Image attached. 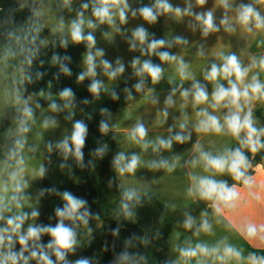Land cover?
<instances>
[{"label": "clouds", "instance_id": "obj_1", "mask_svg": "<svg viewBox=\"0 0 264 264\" xmlns=\"http://www.w3.org/2000/svg\"><path fill=\"white\" fill-rule=\"evenodd\" d=\"M208 2L15 0L14 6L5 8L0 0V79L4 84L0 104V264H100L96 256L77 253L90 247L95 231L105 227L101 212H93L86 198L67 188L52 185L30 190L34 182L49 177L53 164L76 184L81 182L76 169H96L111 149L101 139L85 158L89 136L86 119L93 116L80 105L88 106L104 94L119 101L121 92L126 106L143 97L148 108L131 123L124 138L117 136L118 122L111 109H99L100 136L111 133L118 145L127 142L134 146L130 150L136 149L120 147L110 160L114 175L107 180V188L115 189L118 200L110 213L116 226L108 228L113 240H105L102 247L103 252L112 254L108 264H264V223L247 217L233 222L225 215L235 214L250 203L264 202V181L258 182L254 174L264 167L255 162L256 155L264 152V121L255 113L258 104L264 106V54L248 52L242 57L250 40H256L258 49L264 48V0H213L212 7L206 8ZM25 10L27 15L18 21L17 15ZM161 17L183 24L193 35L199 33V40L190 41L183 34L157 37L145 24L156 25ZM135 20L142 22L129 27ZM97 32L109 45L119 36L128 52L139 55L127 63L122 56L108 59L106 49L98 46ZM211 36H216V43L210 47ZM225 37L230 43L231 38L236 39L235 50L231 44L228 52H211ZM81 44L85 51L75 82L89 81L91 100H78L68 86L55 93L52 90L53 81L73 76V58L67 50ZM189 46L197 58L207 60L199 77L191 60L181 54ZM48 49L51 56L46 61L41 57ZM45 63L56 69L52 79L46 87L29 91L47 75L40 70ZM169 68H174V75L166 74ZM121 80L125 86L118 91ZM129 81L134 83L129 86ZM162 82L169 87L161 101L162 93L155 86ZM153 110L150 122L146 117ZM78 112L86 119H77ZM61 116L71 128H64L59 138H46L61 128ZM153 122L166 134L150 138ZM201 135L227 137L236 146L218 148L209 141L206 147ZM176 145L191 146L177 152ZM41 153L42 162L31 167L30 162ZM178 169L184 170L189 181L185 199L197 207L204 202L207 207L197 212L187 203L165 201L162 216L181 211L175 220L176 231L164 241L168 252L163 260L153 255L161 250L158 242L163 240V231L156 228L131 232L117 251L122 230L128 224L140 223V210L152 202L163 175ZM141 170L152 173L151 178L138 176ZM45 197L61 202L47 224L38 222ZM217 225L259 251L246 252L243 246L232 243L229 235L215 240L201 238L216 236ZM46 236L47 242L43 239Z\"/></svg>", "mask_w": 264, "mask_h": 264}, {"label": "trees", "instance_id": "obj_2", "mask_svg": "<svg viewBox=\"0 0 264 264\" xmlns=\"http://www.w3.org/2000/svg\"><path fill=\"white\" fill-rule=\"evenodd\" d=\"M3 3L4 7L7 8L9 6H14L15 0H3ZM26 15L27 11L25 10V12L19 13L16 18L19 21L22 20ZM155 33L157 37H161L158 29H156ZM44 34H48L47 30H45ZM187 49L188 47L185 48L184 51ZM57 51H60L61 54L64 53L63 49H57ZM67 51L73 58V62L70 65L73 71V76L61 77V80L59 82L53 81L54 86L52 90L55 93L60 88L68 86L75 91L78 100H81L85 97L91 100V94L87 92V85L89 81L86 80L83 82V84L79 85L75 82L76 74L81 70L80 62L82 53L85 51L84 45H70ZM50 56L51 49H48L46 50V55H42L41 58L47 61L48 59H50ZM153 60L154 62L159 63V60L157 58L153 57ZM40 70L46 71L47 75L42 81L38 82L36 85L30 86L29 91H38L40 88L46 87L47 81L52 79V75L56 71L55 68H51L47 63H45L43 69ZM155 87L159 92L165 93L169 86L166 82H164L159 85H156ZM140 98H138V100ZM41 103L44 104L43 101H41ZM130 105L132 104H129L128 106ZM80 106L84 107L85 113H91L93 116V119L89 121L86 119V116L80 113V119L85 118L86 123H88L89 125V136L87 139V146L84 150L85 158H89L88 153L91 149L96 146V142L101 139L103 140V142L109 144L111 151L109 152V155L105 157L104 160L97 162V167L94 171H80L78 169L75 170L76 176L81 177L83 180H86L91 177V180L89 182L76 184L72 180L68 179L67 175L61 172L58 168H56L55 164H53V171L50 173L48 178L43 180V187L56 185L61 190H64L65 188L69 189L73 191L76 195L86 198L89 201L93 212H102L104 209L112 210L115 206L105 205L103 203L102 194L103 192H107L108 194H113L118 197V194H115V189L109 190L107 188V180L112 175H114L110 166L111 156L118 150L114 142H112L107 136L102 138L98 132V122L101 118L99 115V109L101 107H108L113 113H119L126 109L128 106H126L124 102L123 95H120L119 101L114 102L110 99L107 94L102 95L100 100L94 101L88 106ZM256 115L262 121H264V116L260 112H256ZM262 157H264V152L256 155L255 162L264 165V159H262ZM53 161H57V157L55 155H53ZM60 203V200L56 197H45L42 200L40 222L45 224L49 223L50 221L48 220V217L53 214L54 207L59 205ZM163 206L164 203L160 201L156 196H154L152 202L148 206H145L142 210H140V223L136 225L128 224L126 225V228L122 230L121 240L117 241V251H119L120 247L122 246V239L129 235L131 232H140L142 227H145L146 229L156 228L163 231V240L158 242V244L162 246L161 250L155 251L153 255L156 257L157 260L165 259L168 252V248L164 241H166L168 235L171 234L172 228L175 224V220L180 218V211H169L167 215L162 216L161 211L163 210ZM191 207H196L198 212L201 208L207 207V205L204 202H200L199 207H197L195 204H192ZM104 221L105 227L103 229L100 228L95 231V239L93 240L91 246L80 250V255L89 257L96 256L99 259L100 264H108L109 260L112 258L111 252H103L102 247L105 240L109 241L110 243L113 240V237L108 232V228L116 226L115 221L112 219H104ZM51 222L55 223V221ZM43 239L45 242H47L48 237L46 236Z\"/></svg>", "mask_w": 264, "mask_h": 264}, {"label": "crops", "instance_id": "obj_3", "mask_svg": "<svg viewBox=\"0 0 264 264\" xmlns=\"http://www.w3.org/2000/svg\"><path fill=\"white\" fill-rule=\"evenodd\" d=\"M148 2H149V0H144L145 4H147ZM171 2L173 4H180V3H182V0H171ZM212 3H213V0H209L208 4L206 5V8L212 7ZM219 15H220V12L218 10L217 16H219ZM141 22L142 21H139V20L131 21L128 26L134 27L136 24L141 23ZM145 27H148L149 31H151V26L145 24ZM160 27H161L162 37H164V36L170 37L171 34H183L185 36H188L190 41L199 40V33H196L195 35H193L192 33H190L189 31L186 30V28L183 24H175V23L170 22V21L166 22L163 17L160 18ZM96 35H97V39L99 41L98 46L106 49L107 58L110 60L114 61L115 57L122 56L124 58L125 62L127 63V61L130 60L132 56L139 55L138 53L128 52L127 51V45L121 40V38L119 36H117L115 38V44L109 45L108 43H106L105 41H103L100 38L99 32H97ZM215 43H216V36L209 37V39H208L209 46L211 47ZM242 43L243 42H241V44ZM231 44L233 45V49L235 50L236 39L231 38V43H230L229 38L225 37L224 42L218 41L216 46L213 49H211V52H216V51L228 52L229 50H231ZM173 51H176V50H173ZM194 51H195V49L192 48V46H189L188 49L185 51L183 50L181 54L184 55L186 59L191 60L192 70L199 77L200 71L204 66H206L207 60L197 58L194 54ZM248 52L260 55V54H264V48L258 49L256 47V40L253 39V40H250L249 45L245 47L244 52L242 53V57H246V54ZM130 71H131V69L129 68L126 75L128 73H130ZM166 74L174 75V68H169V70ZM177 79H178V77H177ZM105 80H106V78H105ZM131 83H134V81H129V86L131 85ZM162 83H164V82H162ZM124 86L125 85L123 83V80H121L119 82V87L117 90L119 91V89H122ZM209 90H211V86H209ZM121 95H123L122 92H121ZM162 100H163V93L161 95V101ZM147 108H148V106L146 105L145 100L142 97L140 100H138L134 104L128 106L125 110H123L119 113H113L114 117L117 118V122H118V128L116 130L117 136L119 138L126 137L128 128L131 125V123L134 122L135 119H137L140 115L146 114ZM256 110H257V112L264 113V106L258 104L256 106L255 111ZM154 116H155V111L153 110L151 112V114L148 115L146 118L149 119V121L151 122V120L154 118ZM191 116H192V119L195 118L194 113H192ZM170 123H172L171 120H169V124ZM164 134H166L165 129L160 128L155 122L150 124V138L155 137L156 135H164ZM111 135L112 134L110 133L107 137L112 142H114L118 151L120 150V147L125 151H128V150H130V148L134 147V146L128 144L127 142L122 143L121 145H118L116 141L111 139ZM199 139L205 143L206 147L209 146V143H208L209 141H214L216 147H218V148L223 147L225 144H230L233 147L236 146L235 141H233L227 137H216V136L205 137V136L201 135L199 137ZM193 140H195V136H193ZM190 146L191 145H184V146L176 145L174 147H175L177 152H183L186 148H189ZM130 151H136V149H131ZM183 172H184L183 169H178L177 172H175V173H171V174L165 173L163 175V177L160 181V184H159L158 188L156 189V194H155V196L160 201L165 203V201H168V200H175L177 202L187 203L190 206L193 204L192 201L186 200L184 197V191H185L189 181H188L187 177L183 174ZM254 174L256 175L258 182L264 181V167H262L260 169L258 174H256V173H254ZM139 175H144L146 178H151L152 173H149L146 170H141V172L138 173V176ZM156 175L159 176V175H161V173H157ZM80 180H81L80 183H87L91 180V177H89L86 180H83L80 177ZM35 186L36 185L34 182L33 187L30 191L35 192L37 189H39V188H36ZM41 187H43V181L41 183ZM41 208H42V201H41ZM177 211H181V210L178 209ZM209 211H211V210L209 209ZM225 215L228 219H231L233 222H239L240 219L247 217V218L253 220L254 222H256L258 224L264 223V202H262L259 205L255 204V203H250L246 206H243L235 214L226 213ZM40 218H41V216H40ZM40 218H39L38 222H40ZM215 229H216V236H214V237L202 236L201 238L202 239H208V240H215L222 235H229L231 242L234 244H237L239 246H243L246 252L247 251H253V250L259 251V249H253L251 247V245H249L246 241H244L242 238H240L234 232H228L223 226L217 225V226H215ZM174 231H176L175 224L172 228L171 234H173ZM185 234H188V233H185ZM77 255H80V251L77 253ZM70 258L75 259L76 257H70Z\"/></svg>", "mask_w": 264, "mask_h": 264}, {"label": "rangeland", "instance_id": "obj_4", "mask_svg": "<svg viewBox=\"0 0 264 264\" xmlns=\"http://www.w3.org/2000/svg\"><path fill=\"white\" fill-rule=\"evenodd\" d=\"M156 29H158L159 34L162 37L161 27H160V21L156 25L151 26V31L152 32H156ZM3 87H4L3 80L0 79V104H2V89H3ZM44 105L46 106V102H44ZM256 112H257V110L255 111V113ZM260 113L264 116V113H262V112H260ZM76 118L77 119H80V113L79 112L77 113ZM64 128L70 129L71 128V125L68 124V123H66V122H64L63 121V118L61 116V128L56 131L55 136H46V138H59V136L61 135V133H62V131H63ZM0 131H3V129L0 128ZM42 160H43V153H41V156H40L39 159H36V160L31 161L30 162V166L31 167H36L40 162H42ZM41 183H42V181H36L35 182V185H36L35 187L36 188H40L41 187ZM112 195L113 194H108L107 192H103L102 198H103V203L105 205H114V206L116 205V201L118 200V197H116L115 195L114 196H112ZM110 196H112V197H110ZM110 213H111V210L110 209L109 210L108 209H104L101 212L102 219H111L110 218Z\"/></svg>", "mask_w": 264, "mask_h": 264}, {"label": "water", "instance_id": "obj_5", "mask_svg": "<svg viewBox=\"0 0 264 264\" xmlns=\"http://www.w3.org/2000/svg\"><path fill=\"white\" fill-rule=\"evenodd\" d=\"M92 223H93V224H95V222H94V221H93Z\"/></svg>", "mask_w": 264, "mask_h": 264}]
</instances>
